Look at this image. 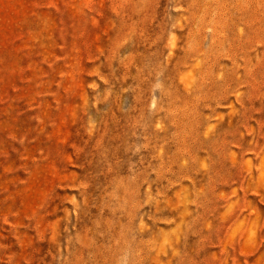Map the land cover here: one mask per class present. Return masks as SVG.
I'll return each instance as SVG.
<instances>
[{
	"label": "rangeland",
	"instance_id": "rangeland-1",
	"mask_svg": "<svg viewBox=\"0 0 264 264\" xmlns=\"http://www.w3.org/2000/svg\"><path fill=\"white\" fill-rule=\"evenodd\" d=\"M0 264H264V0H0Z\"/></svg>",
	"mask_w": 264,
	"mask_h": 264
}]
</instances>
